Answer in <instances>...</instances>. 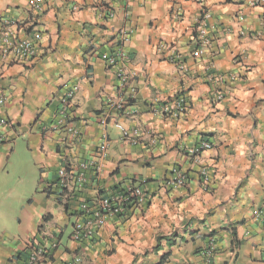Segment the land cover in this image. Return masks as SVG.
Segmentation results:
<instances>
[{
    "label": "crops",
    "instance_id": "0c3cea01",
    "mask_svg": "<svg viewBox=\"0 0 264 264\" xmlns=\"http://www.w3.org/2000/svg\"><path fill=\"white\" fill-rule=\"evenodd\" d=\"M32 1L0 0V35L1 21L13 19L39 52L19 63L5 59L0 46V116L10 123L0 126V264H23V242L35 237L47 246L50 264L75 255L78 264H161L166 256L162 264H206L212 238V264H264V0H204L211 44L202 56H195L194 0L114 1L113 18L107 0H39L41 8ZM123 27L134 29L127 53L135 95L119 111L116 68L105 56L115 52ZM73 87L81 137L66 143L62 130L46 126ZM180 93L188 109L176 117L166 108ZM117 123L139 128V143L126 140ZM202 140L213 146L196 162L189 149ZM93 159L100 167L87 170L83 186L71 179L61 188V168L74 178L79 164ZM177 166L188 184L171 188L165 181ZM139 180L146 181V202L109 217L92 238L71 240L82 201Z\"/></svg>",
    "mask_w": 264,
    "mask_h": 264
},
{
    "label": "built area",
    "instance_id": "2783aa9c",
    "mask_svg": "<svg viewBox=\"0 0 264 264\" xmlns=\"http://www.w3.org/2000/svg\"><path fill=\"white\" fill-rule=\"evenodd\" d=\"M114 1H121L126 4L132 0H107V4H104L105 13L109 18L115 16V10L113 8ZM200 7L197 16L195 17V32H196V50L195 56H202L206 48L211 44V38L208 33V22L211 17V13L205 10L202 6L204 0H194ZM32 4H35L37 8H41L39 0H33ZM2 32L0 35L1 53L5 59L12 60L19 63H30L39 55L38 47L36 45L34 37L19 35L16 28V21L13 19H3ZM264 25V21H263ZM133 28L123 27L119 33V40L116 43V50L114 53L106 55L105 59L109 66L116 68V75L119 80V95H118V110H123L129 106L135 95V88L132 86V80L135 73L128 67L129 55L127 53V44L131 41ZM39 38V34L35 35ZM177 66L186 71V66L181 59H176ZM213 80L212 77H210ZM219 82L225 80L222 75L215 76ZM76 87L67 89L60 98V108L58 112L57 120L46 126L50 131H63V142L68 143L76 139H80L81 132L76 126L73 114H72V101L76 93ZM219 97H223V93L219 94ZM6 96L0 93V106L4 105ZM188 109L187 99L184 94L180 93L174 103L173 107L166 108L167 112L178 117L181 116ZM108 122V115L104 114L101 117V123L106 127ZM10 123L7 118L0 116V126H8ZM123 132V136L131 144H138L140 139V130L135 128L131 131L126 130L120 123L116 124ZM4 136L0 135V143L3 141ZM213 144L210 141L202 140L200 143L189 149V154L196 162L201 161L202 153L205 150L210 149ZM108 147V134L104 133L103 142L98 149V155L103 161L107 156ZM97 166V167H96ZM95 167L98 169L99 162L95 159L89 161H83L79 164L78 173L73 176L65 169L59 170L60 186L62 189H67L71 184L70 180L74 179L75 184L78 187L83 186L87 181V170ZM201 176L203 183L208 187L210 182L209 168L204 165L201 167ZM166 185L171 188H182L188 184V175L185 170L180 167L173 169L172 175L166 179ZM146 181L139 180L137 184H130L126 188L120 191H116L112 195H102L95 198L92 201H82L80 205V220L75 221L73 229L70 234L72 241L81 242L92 238L98 230L106 225L109 217L120 216L131 207L132 204H143L149 198L148 190L145 186ZM260 214V211L257 212ZM212 238L209 247L204 252L206 256V264H212V258L217 250L216 241ZM60 245V241L56 239L51 245L52 249H57ZM22 253L26 254V258L23 264H50L51 255L47 246L43 243V240L39 238H31L23 242ZM82 261L80 256L75 255L73 260L66 264H78Z\"/></svg>",
    "mask_w": 264,
    "mask_h": 264
},
{
    "label": "rangeland",
    "instance_id": "374dc122",
    "mask_svg": "<svg viewBox=\"0 0 264 264\" xmlns=\"http://www.w3.org/2000/svg\"><path fill=\"white\" fill-rule=\"evenodd\" d=\"M15 207L17 208V210H20L22 208V205L20 203H17ZM42 227H43V225H42Z\"/></svg>",
    "mask_w": 264,
    "mask_h": 264
},
{
    "label": "trees",
    "instance_id": "16d2710c",
    "mask_svg": "<svg viewBox=\"0 0 264 264\" xmlns=\"http://www.w3.org/2000/svg\"><path fill=\"white\" fill-rule=\"evenodd\" d=\"M167 258H168V256L164 257V258L162 259V261H161V264H162V262H164Z\"/></svg>",
    "mask_w": 264,
    "mask_h": 264
}]
</instances>
